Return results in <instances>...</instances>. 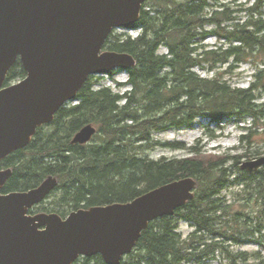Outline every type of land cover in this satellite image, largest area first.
Segmentation results:
<instances>
[{
  "label": "trees",
  "instance_id": "1",
  "mask_svg": "<svg viewBox=\"0 0 264 264\" xmlns=\"http://www.w3.org/2000/svg\"><path fill=\"white\" fill-rule=\"evenodd\" d=\"M263 1L233 11L211 0H146L132 27L139 34L131 38L114 36L112 31L103 46L104 51L134 58L136 65L125 71L127 81L117 84L128 89L122 93L110 87L94 89L99 79L89 76L74 102L62 106L50 123L39 127L25 148L0 162V171L11 170L0 194L27 191L52 176L57 186L45 198L52 199L33 206L29 213L65 218L78 209L127 203L190 177L196 181L193 199L173 215L151 221L120 264H206L218 252L228 264H264V186L248 191L256 176L264 180L263 171L237 170L233 177L228 164L237 167L246 153L218 155L198 147L199 140L186 147L151 137L170 129H189L198 118L217 126L246 117L254 125L264 119V102L258 103L264 98V70L258 71L247 88L231 87L223 74L202 78L193 72L196 67L213 71L230 60L229 71L241 63L257 67L264 61ZM244 13L245 21L239 16ZM210 34L225 39L229 46L208 49L200 45ZM161 48L165 53H159ZM25 76L17 61L4 85ZM87 124L97 129L92 143L72 144L73 135ZM252 133L241 135V140L249 142ZM156 148L182 150L188 156L149 159L147 154ZM235 183L245 184L243 190L248 192L242 201L248 212L233 209L220 197ZM182 221L192 228L185 239L177 232ZM248 240L260 249L232 253L225 246H240ZM73 264L105 263L96 255L79 257Z\"/></svg>",
  "mask_w": 264,
  "mask_h": 264
},
{
  "label": "water",
  "instance_id": "2",
  "mask_svg": "<svg viewBox=\"0 0 264 264\" xmlns=\"http://www.w3.org/2000/svg\"><path fill=\"white\" fill-rule=\"evenodd\" d=\"M146 0H0V162L25 148L37 129L74 102L89 76H105L136 65L127 53L104 51L113 29H131ZM19 61L26 76L8 87L5 80ZM96 127L84 125L72 144H88ZM263 169L264 156L244 162L241 171ZM11 170L0 171V190ZM50 176L37 187L0 194V264H73L100 255L120 264L148 224L194 197L187 177L147 191L127 203L27 216L55 190Z\"/></svg>",
  "mask_w": 264,
  "mask_h": 264
},
{
  "label": "rangeland",
  "instance_id": "3",
  "mask_svg": "<svg viewBox=\"0 0 264 264\" xmlns=\"http://www.w3.org/2000/svg\"><path fill=\"white\" fill-rule=\"evenodd\" d=\"M223 4L228 5L230 10H237V9H246L251 7L255 0H211V3ZM240 5L241 7H236ZM264 6V1H263ZM264 12V7L262 9ZM246 14H240L239 16L244 17L243 21L246 20ZM208 31L213 30L212 26H207ZM138 31L135 29H114L113 35L120 36L126 35L131 38H135ZM215 37L213 34L208 35L200 45H204L208 49L214 48ZM232 45H237V43H232ZM229 43L225 42L223 47H228ZM159 53H165V49L161 48ZM232 65V60H230L229 64L217 66V69L210 71L206 68L196 67L193 69V72L199 75L202 78H211L215 74H223V81L229 84L233 88H247L251 83L254 82L255 76L257 75L259 70H264V61L258 64L255 67L251 63H241L236 68H233L231 71L228 70V66ZM98 77L99 81L94 89H98L100 87H110L114 92H120L127 90L128 87H121L119 88L117 84H123L127 81V74L123 70H115L112 71L110 74L105 76H95ZM18 82V81H16ZM15 81L11 84L16 83ZM264 98H262L258 103H263ZM244 123L245 127L252 125V119L250 117H246L241 120ZM255 132V133H252ZM251 134L250 141L244 142L241 140V135L243 134ZM152 139L154 141H158L160 143H180L185 145L186 147L194 146L198 140V147L204 148L203 150L207 153H214L218 155H243L247 154L246 157L242 158L239 161L238 166H231L229 163V167L232 170L233 177L238 175L237 170L239 166L248 161H252L264 156V119L258 120V122L252 125L251 130L246 131L245 128H241L240 124L236 121L230 120L228 122H224L220 126H217L213 123H210L206 118H198L193 126L189 129H170L163 132H158L152 134ZM92 143V142H90ZM188 156L185 151L182 150H171L166 148H156L155 150L149 152L147 157L149 159H160L162 157L173 159V158H183ZM260 170L263 171L261 168ZM258 170V171H260ZM242 172V171H241ZM243 173V172H242ZM232 177V178H233ZM261 184L264 186V180L261 176H256L254 182L251 183V189L248 191H252ZM250 187V186H249ZM245 184L243 183H235L229 186L227 189L223 190L220 194V197L223 198L227 204H231L233 209L235 210H248L244 208V202L242 199H245V195L247 192H244ZM52 198L45 199L43 201L46 204L50 202ZM253 202H251V206ZM243 207V208H242ZM34 210V209H33ZM35 212V211H34ZM41 214V213H38ZM36 214V215H38ZM48 214V213H46ZM67 217V215L65 216ZM192 228L186 222H180L178 225L177 232L182 236V238H187V236L191 233ZM262 241L264 242V234ZM255 238H259L258 235ZM227 249L232 253H236L238 251L241 252H253L258 251L260 248L255 243L254 240H248L243 245L240 246H231L225 245ZM206 264H228L227 260L223 258V256L218 252L215 253V256L212 260L208 261ZM244 264H251V261H248Z\"/></svg>",
  "mask_w": 264,
  "mask_h": 264
},
{
  "label": "bare ground",
  "instance_id": "4",
  "mask_svg": "<svg viewBox=\"0 0 264 264\" xmlns=\"http://www.w3.org/2000/svg\"><path fill=\"white\" fill-rule=\"evenodd\" d=\"M217 39H218V44L217 45H215V46H220V45H222V44H224L225 42H227L225 39H223V38H218L217 37ZM235 43V42H234ZM252 125H249L248 127H251ZM74 136V135H73ZM260 170V169H259Z\"/></svg>",
  "mask_w": 264,
  "mask_h": 264
},
{
  "label": "built area",
  "instance_id": "5",
  "mask_svg": "<svg viewBox=\"0 0 264 264\" xmlns=\"http://www.w3.org/2000/svg\"><path fill=\"white\" fill-rule=\"evenodd\" d=\"M26 215H27V216L29 215V212H28V210L26 211Z\"/></svg>",
  "mask_w": 264,
  "mask_h": 264
}]
</instances>
